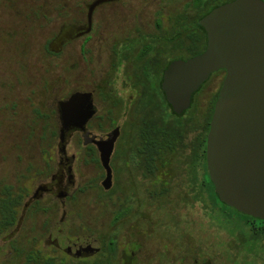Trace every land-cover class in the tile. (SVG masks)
Masks as SVG:
<instances>
[{
    "label": "flooded vegetation",
    "instance_id": "af4514ba",
    "mask_svg": "<svg viewBox=\"0 0 264 264\" xmlns=\"http://www.w3.org/2000/svg\"><path fill=\"white\" fill-rule=\"evenodd\" d=\"M233 1L189 0L185 4L186 9L174 13L168 24L164 20L163 9H160L156 12L155 34L143 31L137 21L140 16L136 15L135 24L129 22L130 29L112 39L111 47L103 54L100 42L105 24L118 22L115 13L121 0H81L80 19L71 20L67 16L59 33L50 42V48L46 42L37 49V53L46 58L44 66L47 72L48 50L53 44L60 47L65 55L63 95L57 101L61 157L56 174H51L48 181V152L40 154L44 163L40 173L46 181L38 182L37 188L25 200L14 231L23 223L28 212L39 208L37 205L45 197L67 200L85 190L115 197L124 193V202L114 203L110 219L112 230L105 237L106 241L95 248L89 242L80 244V239L68 241L64 248L68 257L76 258L78 264L82 261H89L90 264H199L198 260L205 255L203 264H212L207 248L198 250L194 244V220L173 218L168 210L173 211L178 205L202 203L206 215H213L210 196L214 184L207 165V137L215 103L227 73L225 70L212 73L192 95L190 108L199 107V102L205 99L207 103L202 111L196 107L197 111L185 122L182 119L187 110L178 115L170 105L165 104L162 83L164 72L172 62L189 59L181 56L186 55L191 45V39L190 43L185 40L195 30V21L198 19L199 22L214 8ZM63 8L68 11L67 3L63 4ZM39 24H43L48 37V0H0V47L9 55V63L5 64L24 69L36 68L38 64L43 66L40 58L34 64L30 62L32 49L28 47ZM12 35L14 39L11 40ZM182 38L184 42L181 44ZM74 42L78 43L75 54L69 47ZM22 55L29 56L25 63L21 62ZM102 59L108 71L104 74H101ZM117 74L122 75L126 80L125 86L132 89L133 98L129 97L130 100L125 99L115 87ZM38 86L40 89L36 90V98L17 94L12 101L17 104L21 100L33 103V112L28 119L34 127H43L48 145V77ZM4 103L5 83H2L0 108L4 107ZM14 107L17 108V105ZM3 109L0 114H18L14 109L10 113ZM124 109L130 120L122 127L116 121ZM164 131L170 132L169 135L171 132L179 135L182 131V144L178 142L175 149L153 156L144 153L147 152L145 133L156 132L163 136ZM74 136H78V144L86 151L83 161L87 158L103 171V178L95 179L90 185L78 186L74 178L77 158L74 154H67V145ZM106 146H109L111 170L109 186L105 185L107 171L101 160ZM82 178L80 174L77 180ZM97 181L100 182L98 185ZM51 204L48 212L53 206ZM152 207L155 209L152 213L167 210L164 215L167 219L157 218V213L154 218H149ZM123 228L127 233L122 250L120 239ZM10 238L12 235L7 237ZM60 245L55 240L54 246L58 248ZM48 264H53V260H48Z\"/></svg>",
    "mask_w": 264,
    "mask_h": 264
},
{
    "label": "rangeland",
    "instance_id": "374dc122",
    "mask_svg": "<svg viewBox=\"0 0 264 264\" xmlns=\"http://www.w3.org/2000/svg\"><path fill=\"white\" fill-rule=\"evenodd\" d=\"M188 1L121 0L117 4V12L115 13L118 22L105 24V33L102 35L100 42V51L105 54L112 45V39L122 35L125 30H129V22L135 24L134 16H140L137 21H139V27L143 31L155 34L156 12L163 9L164 20L168 24V21H172L174 13L177 11L180 13L186 9L185 4ZM64 3H67V12L63 8ZM67 16L71 20L80 19L82 16L81 0H48V37L43 24H39L34 33V38H29L30 42L28 44V47L30 46L32 49L29 55L30 62L32 61L34 64L40 58V63L42 62L43 66L38 64L36 68L24 69L5 64L9 63V55L5 54L2 46L0 47V64H4L0 66V85L5 83L6 95V103L2 108L9 113L13 109L18 112V114H0V195L6 186H13L16 189L25 188L28 194L24 198L23 204L37 188L38 182L41 180L46 181L40 173L44 166L40 154L48 152V181H50L51 174H56L61 157L58 149L57 101L63 95L65 55L60 51V47L53 44L51 50H48L47 72L44 66L46 58L43 54L37 53V49L39 50V47L44 46L46 42H48V48H50V42L59 33ZM6 39L9 40V38ZM10 39H14V36L12 35ZM69 47L71 52L75 54L78 50V43L74 42ZM35 48L36 52L34 51ZM28 52L29 50H27ZM20 54H23V52ZM29 56L22 55L20 57L21 62L25 63V59ZM107 72L105 61L102 59L101 74ZM47 77L48 145L45 143L46 131L43 130V127L39 125L34 127L28 119V115L33 112V103L21 100L17 104L12 101V98L17 94L31 95L36 98V94H38L36 90L40 89L39 82L46 80ZM115 78V87L120 94L125 99L133 98L131 97L132 89L125 86L126 80L124 77L117 74ZM206 103L205 99L199 102V107L195 105L189 108L182 121L185 122L188 117L192 116L197 111L196 107L199 111H202ZM15 104L17 108L14 107ZM2 108H0V111ZM129 120L130 116L125 114L124 109L122 114H118L116 123L118 126L123 127ZM77 139L78 136H74L69 141L67 154L68 156L74 154L77 158L74 163L76 184L78 186L90 185L93 181L103 178V171L98 164L87 158H85L86 161H83L86 151L78 144ZM80 174L83 178L79 181L77 179ZM95 183L98 185L100 182ZM124 198V193H119L115 197L112 194H98L93 190L77 192L73 198L67 200L52 198L51 196L45 197V200L37 205L39 208L35 212L30 211L27 213V217L20 224V227L15 231L13 228L6 234H0V264H48V260L51 259L53 264H78L79 261L75 260L76 258L67 256L64 250L67 242L80 239V244L85 245L86 242H89L93 248L100 242H105V237L112 230L110 219L114 203H122ZM49 203H52L53 206L51 211L48 212ZM153 210L155 209L152 207L151 212L147 213L149 218H154L157 213V218L167 219V216H164L167 210L164 209V213H152ZM168 212L173 218L187 221L194 220L193 235L196 240H194V244H196L198 250L207 248L212 264H231L228 252H232L229 248L233 245L234 238L227 230L223 229L224 225L218 219L216 213L211 214L212 216L206 215L202 203H193V205L188 206L178 205L173 211L168 210ZM126 233L123 228L120 239L122 250L125 246ZM9 235H12V238L7 239ZM55 240L61 244L58 248L54 246ZM30 255L35 261L29 259ZM204 261L205 255L198 260V263L203 264ZM84 263L90 264L89 261L81 262V264Z\"/></svg>",
    "mask_w": 264,
    "mask_h": 264
},
{
    "label": "water",
    "instance_id": "95a60500",
    "mask_svg": "<svg viewBox=\"0 0 264 264\" xmlns=\"http://www.w3.org/2000/svg\"><path fill=\"white\" fill-rule=\"evenodd\" d=\"M207 35L203 53L172 62L162 89L173 111L218 70L227 75L207 137V165L220 201L264 220V2L235 0L199 21ZM109 186V146L101 156Z\"/></svg>",
    "mask_w": 264,
    "mask_h": 264
},
{
    "label": "trees",
    "instance_id": "16d2710c",
    "mask_svg": "<svg viewBox=\"0 0 264 264\" xmlns=\"http://www.w3.org/2000/svg\"><path fill=\"white\" fill-rule=\"evenodd\" d=\"M194 25L195 30L191 31L190 38L188 34L187 40H185L189 42L191 39V45L188 46L186 55L181 56L183 59L195 57L206 49V32L199 25L198 19ZM183 42L182 38L181 44ZM164 102L170 107L166 98H164ZM169 133L164 131L162 136L160 133L146 132L145 147L147 152H143L153 156L161 151L175 149L178 147V142L182 144V131L179 135L174 132H171L170 135ZM27 194L25 188L16 189L13 186H6L2 190L0 195V234H6L15 227L17 216ZM210 199L212 213H216L225 230L234 238L233 245L229 248L232 252H228L231 264H264V220L244 215L222 203L213 185ZM29 259L35 261L32 256Z\"/></svg>",
    "mask_w": 264,
    "mask_h": 264
}]
</instances>
